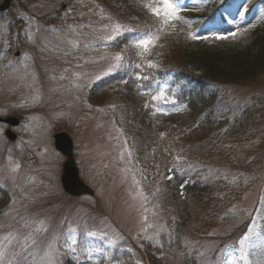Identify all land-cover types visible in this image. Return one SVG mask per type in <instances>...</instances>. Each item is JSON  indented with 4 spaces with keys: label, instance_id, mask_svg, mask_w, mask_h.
Returning a JSON list of instances; mask_svg holds the SVG:
<instances>
[{
    "label": "rangeland",
    "instance_id": "rangeland-1",
    "mask_svg": "<svg viewBox=\"0 0 264 264\" xmlns=\"http://www.w3.org/2000/svg\"><path fill=\"white\" fill-rule=\"evenodd\" d=\"M134 1L155 22L147 35L158 39L148 49L171 48L170 61L196 73L200 64L190 65V50L247 46L264 23V0H180L179 18L168 23L163 12L157 16L145 6L162 8V0ZM11 4V10L0 11V117H19L20 125L13 129L17 139L9 141L8 125L0 121V264H66L64 256L74 264H153L147 243L165 230L156 191L144 188L147 183L135 165L133 149L114 122V109L90 97L94 83L124 61L125 49L115 42L127 23L102 10L99 0L88 11L84 0ZM213 5L214 20H205V11ZM40 18H47L42 26ZM141 38L146 34L132 36V44L142 52ZM234 86L239 88L232 91L236 98L256 89L252 93L262 99L264 72ZM176 92L166 79L147 93L155 100L160 124L187 116L186 106L173 102ZM59 131L73 137L76 162L82 178L95 189L93 196L75 198L64 192L60 177L65 158L54 145ZM243 205L239 210L246 224L225 239L218 256H213L219 247L215 242L203 247L202 241H191L198 251L195 264H225L250 227V264H264V149ZM240 216L235 212L231 228L219 231L233 230ZM213 222V215H204L190 225L204 229V224L211 232Z\"/></svg>",
    "mask_w": 264,
    "mask_h": 264
},
{
    "label": "trees",
    "instance_id": "trees-1",
    "mask_svg": "<svg viewBox=\"0 0 264 264\" xmlns=\"http://www.w3.org/2000/svg\"><path fill=\"white\" fill-rule=\"evenodd\" d=\"M84 1L87 11L95 2ZM99 1L102 10L127 23L115 43L126 48L122 68L94 84L90 97L109 102L114 109L115 122L128 138L146 187L156 191L163 208L165 230L148 241L149 260L153 264H195L198 251L191 247L195 239L202 241L203 247L215 242L219 246L213 253L216 257L225 239L246 224L239 206L244 207V194L257 179L263 159L264 107L260 106L264 98L257 99L252 93L256 89L239 98L232 91L239 89L234 85L252 81L264 72V23L253 31L247 46L214 50L202 46L186 52L190 65L200 64L196 73L171 62L172 49L166 46L155 49L152 57L147 51L139 56L132 48L129 34L149 33L150 26L155 25L145 16L142 4L134 0ZM214 7L207 9L205 17ZM45 19H39V26ZM77 19L82 22V18ZM171 73L180 86L178 101L187 106L188 114L163 125L151 114L150 102L141 90ZM198 206L202 210H197ZM235 212L241 218L238 225L220 232L231 228L230 217ZM204 215H213L211 232L207 225H202L204 229L190 225L194 218L198 221ZM63 260L74 264L68 257Z\"/></svg>",
    "mask_w": 264,
    "mask_h": 264
},
{
    "label": "water",
    "instance_id": "water-1",
    "mask_svg": "<svg viewBox=\"0 0 264 264\" xmlns=\"http://www.w3.org/2000/svg\"><path fill=\"white\" fill-rule=\"evenodd\" d=\"M10 3L11 0H4V2L0 4V10L3 11L7 9L10 6ZM0 121L9 123L13 126L19 124V119L17 117H0ZM6 134L9 139H16V134L11 130H7ZM54 142L55 147L66 156L61 175V182L64 190L74 196H80L83 194L93 195L94 190L80 177V172L74 157V143L72 137L67 132H58L54 135Z\"/></svg>",
    "mask_w": 264,
    "mask_h": 264
},
{
    "label": "snow or ice",
    "instance_id": "snow-or-ice-1",
    "mask_svg": "<svg viewBox=\"0 0 264 264\" xmlns=\"http://www.w3.org/2000/svg\"><path fill=\"white\" fill-rule=\"evenodd\" d=\"M163 7L162 8H153L151 5H145L146 7H149L150 10L153 12V14L159 16L161 12H163L165 16V23H168L173 18H179L177 16L178 12L180 11V0H177V2H172V0H162ZM120 25H116V29H119ZM128 31H131V29H128ZM117 35H122L119 31H117ZM230 35L235 36L236 33H230ZM154 39H158V37H154L152 35H147L146 38H141L138 41V45L143 47L145 51L148 50L149 46L152 44ZM117 60H120L121 57L117 56ZM176 111H179V108L176 109ZM167 114V113H163ZM179 159V157H177ZM251 234L252 229L249 228V231L246 232L239 240V247L234 249L235 254H230L228 259L226 260L225 264H250L249 260V248L253 246L251 242ZM74 251V249H73Z\"/></svg>",
    "mask_w": 264,
    "mask_h": 264
}]
</instances>
